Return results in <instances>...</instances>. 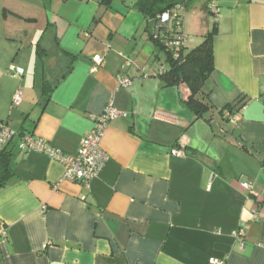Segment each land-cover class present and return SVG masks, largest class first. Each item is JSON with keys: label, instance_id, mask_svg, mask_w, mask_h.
Listing matches in <instances>:
<instances>
[{"label": "crops", "instance_id": "1", "mask_svg": "<svg viewBox=\"0 0 264 264\" xmlns=\"http://www.w3.org/2000/svg\"><path fill=\"white\" fill-rule=\"evenodd\" d=\"M137 1L0 0V124L17 144L0 189V264H264V0H217V22L206 0L188 1L186 51L218 28L203 88L210 121L186 106V85L164 87L166 56ZM42 63L46 79L57 76L50 89ZM110 102L119 113L101 139L108 160L88 185L20 149L30 135L75 154Z\"/></svg>", "mask_w": 264, "mask_h": 264}, {"label": "trees", "instance_id": "2", "mask_svg": "<svg viewBox=\"0 0 264 264\" xmlns=\"http://www.w3.org/2000/svg\"><path fill=\"white\" fill-rule=\"evenodd\" d=\"M189 0H138L134 6L142 12L148 21L157 20L158 16L165 11L170 10L180 3H184L186 11ZM108 3L109 0H104ZM205 10L210 12L209 2L206 0ZM211 13V12H210ZM217 22V21H216ZM169 28H161L158 24L154 25L153 32L150 36L152 42L159 52H163L166 56L163 67L159 72V76L164 87H180L186 85L189 93L185 98L186 106L195 114L196 118H206L210 110L213 109L209 95L204 94V84L211 77L214 71V51L213 39L218 33L216 23L212 29L206 33L204 40L194 48L186 51L185 46L176 57L169 48L168 43L174 38L175 31ZM158 52V53H159ZM159 55V54H158ZM72 66H69L68 72ZM50 89L51 86H46ZM244 99H240L238 104H243ZM237 104V105H238ZM236 105V104H235ZM234 104L227 106L226 109L234 114ZM221 115L225 114V109L220 111ZM1 126V124H0ZM14 136L0 149V189L5 187L8 181L14 176V157L16 155V141ZM241 148L250 150L249 146L242 143Z\"/></svg>", "mask_w": 264, "mask_h": 264}, {"label": "built area", "instance_id": "3", "mask_svg": "<svg viewBox=\"0 0 264 264\" xmlns=\"http://www.w3.org/2000/svg\"><path fill=\"white\" fill-rule=\"evenodd\" d=\"M211 14L215 20L219 18V7L217 0H208ZM186 6L184 3L177 4L170 10L165 11L158 16L155 24H158L163 29L175 31L174 38L168 43L169 48L172 49L174 55L177 57L184 48L188 36L184 32V15ZM96 64H101L103 59L100 55L94 57ZM14 74L17 77L24 75L22 67H14ZM131 80L124 78L121 80L123 86H128ZM23 102V90L17 89L14 93L12 104L13 106H20ZM119 111L113 102H110L105 108L104 112L94 119V126L89 133L84 136L78 146L75 154H67L61 150L55 149L44 139L34 138L30 135L24 136L20 143V149L23 151L37 150L45 153L49 157L59 161L64 166V179L83 183L88 185L89 182L102 173L106 161L108 160L107 153L101 147V139L107 129L109 122L115 119ZM15 135L6 125L0 126V149ZM173 155L184 156L183 149L174 148ZM244 189H250L251 185L248 182L242 183ZM235 237L240 242L244 243L246 237V230L241 227L236 233ZM208 264H225V259L211 257Z\"/></svg>", "mask_w": 264, "mask_h": 264}, {"label": "rangeland", "instance_id": "4", "mask_svg": "<svg viewBox=\"0 0 264 264\" xmlns=\"http://www.w3.org/2000/svg\"><path fill=\"white\" fill-rule=\"evenodd\" d=\"M189 6V5H188ZM194 6H196V4H194V5H192V7H189V10H188V12L186 13V15H188V14H190L193 10H194ZM189 20H191V19H189ZM189 24H191V25H193V26H195V23H194V20L193 21H191V23H189ZM192 36V35H191ZM195 36H192L191 38H190V40L189 41H187V44H188V46H189V48H191V46H195L196 44H200L201 42L199 41V42H197V43H194V42H196L195 41ZM188 40V39H187ZM197 46V45H196ZM188 48V47H187ZM185 49H186V47H185ZM187 50V49H186ZM38 67H39V77L41 78V76H42V78L43 79H45V80H47L46 81V86H52L53 85V83H54V80L57 78V76L56 75H54V76H51V77H49V78H45L46 76H47V73L49 72V70L48 69H46V68H44L43 67V63H42V65H41V67H40V65H38ZM38 75V74H37ZM42 78H41V80H42Z\"/></svg>", "mask_w": 264, "mask_h": 264}, {"label": "water", "instance_id": "5", "mask_svg": "<svg viewBox=\"0 0 264 264\" xmlns=\"http://www.w3.org/2000/svg\"><path fill=\"white\" fill-rule=\"evenodd\" d=\"M156 20H152L149 22V32L152 34L153 32V27H154V24H155Z\"/></svg>", "mask_w": 264, "mask_h": 264}]
</instances>
